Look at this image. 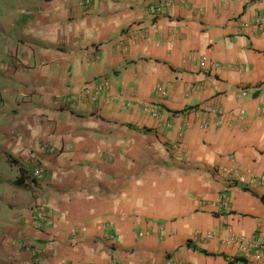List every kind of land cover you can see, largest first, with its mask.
I'll use <instances>...</instances> for the list:
<instances>
[{"label": "crops", "instance_id": "0c3cea01", "mask_svg": "<svg viewBox=\"0 0 264 264\" xmlns=\"http://www.w3.org/2000/svg\"><path fill=\"white\" fill-rule=\"evenodd\" d=\"M28 1L2 22L33 68L0 69L24 170L0 201V264H25L26 244L40 264H246L222 238L264 241V0H172L155 18L162 0ZM100 80L95 102L60 104Z\"/></svg>", "mask_w": 264, "mask_h": 264}, {"label": "built area", "instance_id": "2783aa9c", "mask_svg": "<svg viewBox=\"0 0 264 264\" xmlns=\"http://www.w3.org/2000/svg\"><path fill=\"white\" fill-rule=\"evenodd\" d=\"M93 0H83V7H89ZM172 0H162L156 4H152L147 8V14L152 17H157L163 10L167 9L171 4ZM253 25L255 27H264V17H260L256 20ZM7 56L5 61V67L10 68L12 71L14 69L19 71H27L31 67V61L25 56L21 55V52L16 48L14 54ZM108 87V83L104 80L97 82L86 83L80 90V92L72 93L66 95L59 99L60 104L69 105L75 104L80 100H87L89 102H95L96 99L102 92ZM162 88L157 90L161 91ZM240 96H246V91L242 90ZM208 113H212L219 121H221V112L215 109H207ZM46 146V145H45ZM46 148L51 149L50 146ZM221 172L229 177V183H234L238 178H241L240 174L233 167L229 169H221ZM44 176L43 169L40 165H34L32 167V177L34 180H40ZM233 181V182H231ZM222 208L226 206L227 201L225 197L222 196ZM32 222L34 227L42 230L48 226V216L45 208L42 205H38L32 210ZM209 235V234H208ZM207 235V236H208ZM210 237V235L208 236ZM222 242L225 246L232 248L236 251V256L239 257L246 264H262L264 262V241L252 238L239 236L234 233H229L222 238ZM25 252L29 255V260L25 264H40L44 257V251L41 247L32 244L24 245ZM164 264H186L183 260H176L172 256L165 258Z\"/></svg>", "mask_w": 264, "mask_h": 264}, {"label": "rangeland", "instance_id": "374dc122", "mask_svg": "<svg viewBox=\"0 0 264 264\" xmlns=\"http://www.w3.org/2000/svg\"><path fill=\"white\" fill-rule=\"evenodd\" d=\"M28 0H0V69L4 68L7 72L10 73H16V72H22L19 70L14 69L13 71H10V68L5 67V61L7 60V56L9 59L10 54H14L16 46L7 47L10 42L7 40L9 39L8 33H6L2 22L6 21L7 14L10 9L14 10V5L18 6L19 10H26L31 5ZM17 3V4H16ZM26 10V16H28ZM7 47V49H6ZM6 51V54L4 55V52ZM5 60V61H4ZM31 61V60H30ZM32 62V61H31ZM33 68V63L31 64L30 69ZM9 69V70H8ZM1 89V88H0ZM3 107L2 99L0 96V112L1 108ZM4 120V116L0 115V201H2V198H7L6 195H10L11 198L17 197L15 193H12V191H18L19 187H16L13 185L12 180L14 178V174L18 172V161L12 158L8 155L7 148H6V140H14V138L19 137V130L16 128L8 127L3 125L2 123ZM12 165H16V169L13 168ZM40 165V164H38Z\"/></svg>", "mask_w": 264, "mask_h": 264}, {"label": "trees", "instance_id": "16d2710c", "mask_svg": "<svg viewBox=\"0 0 264 264\" xmlns=\"http://www.w3.org/2000/svg\"><path fill=\"white\" fill-rule=\"evenodd\" d=\"M253 1H256V0H253ZM18 171H19V175L16 178V180L13 181V185L16 187H22V183H23L22 178L24 176V170L21 167H19ZM261 199L264 201V198H261ZM231 263H233V262H231Z\"/></svg>", "mask_w": 264, "mask_h": 264}]
</instances>
